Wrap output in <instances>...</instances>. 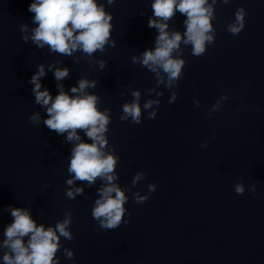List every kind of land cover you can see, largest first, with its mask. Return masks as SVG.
<instances>
[{"label": "clouds", "instance_id": "clouds-1", "mask_svg": "<svg viewBox=\"0 0 264 264\" xmlns=\"http://www.w3.org/2000/svg\"><path fill=\"white\" fill-rule=\"evenodd\" d=\"M115 0H107L111 5ZM225 4L229 0H223ZM217 0H153L151 4L152 16L149 17L148 27L155 28L158 35L155 38V48L146 49L141 56H133L132 63H139L155 74L157 86L163 84L165 88L179 87V80L183 75L185 60L180 58L183 50L180 45H191L193 56H202L206 52V44H213L214 28V5ZM28 11L33 13L32 23L36 25L32 29L31 36L22 35L23 41L29 38L39 48L47 45L51 52L66 56H72L80 51L91 57L95 52L105 51V45L109 43L113 19L110 13L105 11V5L97 0H33ZM185 16L183 33L179 31L169 32L170 21L176 13ZM246 11L243 7L237 9L235 20L227 25V31L232 35H238L245 26ZM154 17V18H153ZM27 24H22L20 31L25 33ZM115 47V42H112ZM176 53V55H174ZM53 66H49L51 70ZM99 67H106L105 61H99ZM46 75L44 66L39 65L38 71L31 77L32 92L35 102L46 108L47 118L44 125L59 135L67 133V141L76 142L71 149V157L68 172L72 178L66 181L67 185H74L76 181L87 182L91 187L97 178L102 181V186L97 189L98 197L92 208V217L98 221L103 230L116 229L124 221L126 214L125 204L128 197L125 191L116 181L118 174L115 169L119 157L114 152H106L108 145L106 133L111 122L110 109L99 110L97 107L99 97L88 93L86 89L95 88L97 81L81 78L77 81L78 86H73L70 93L64 90L62 84H57L58 94L52 97L47 89L41 85V77ZM67 68H56L54 76L57 81L68 77ZM130 87V86H129ZM154 89H149L151 94ZM159 97L162 93H156ZM131 103L122 106L121 121H131L140 124L142 110L139 103L140 92L132 91ZM225 99L227 97H224ZM177 99V93L172 92L169 102ZM161 101L149 99L143 105V110L148 111V118L154 119ZM156 106L155 108L153 106ZM215 110V106L214 109ZM33 123L40 120L39 113L29 117ZM82 130L91 143L85 142L78 134ZM214 138V137H213ZM207 142L201 145L205 147ZM145 172H137L132 179V185L144 180ZM157 185L149 184V191H155ZM255 192V185L251 186ZM235 192L242 195L245 192L243 183L235 185ZM82 187L69 188L65 195L75 199L77 195H83ZM136 203L143 204L148 195L139 192L133 194ZM13 221L4 228V239L0 247L7 249L2 256L3 264H59L57 253L61 248L60 237L71 241L73 234L69 230L72 223L71 212L65 213V218L58 221L55 227L37 225L32 218L30 210L7 206ZM59 235H58V234ZM27 237V241H25ZM64 254L72 259L74 253L65 248Z\"/></svg>", "mask_w": 264, "mask_h": 264}]
</instances>
